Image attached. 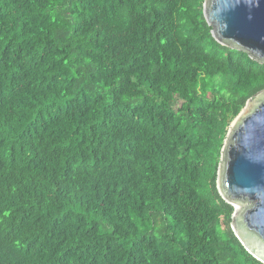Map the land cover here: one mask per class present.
Instances as JSON below:
<instances>
[{
  "label": "trees",
  "instance_id": "1",
  "mask_svg": "<svg viewBox=\"0 0 264 264\" xmlns=\"http://www.w3.org/2000/svg\"><path fill=\"white\" fill-rule=\"evenodd\" d=\"M205 0H0V264H264L218 189L264 63Z\"/></svg>",
  "mask_w": 264,
  "mask_h": 264
},
{
  "label": "water",
  "instance_id": "2",
  "mask_svg": "<svg viewBox=\"0 0 264 264\" xmlns=\"http://www.w3.org/2000/svg\"><path fill=\"white\" fill-rule=\"evenodd\" d=\"M203 11L218 42L264 63V0H205ZM218 189L235 207L236 236L264 263V90L247 100L227 132Z\"/></svg>",
  "mask_w": 264,
  "mask_h": 264
},
{
  "label": "rangeland",
  "instance_id": "3",
  "mask_svg": "<svg viewBox=\"0 0 264 264\" xmlns=\"http://www.w3.org/2000/svg\"><path fill=\"white\" fill-rule=\"evenodd\" d=\"M235 118H236V117H235ZM235 118H234V119H235ZM234 119H233V120H234ZM232 122H233V121H232ZM232 122H231V124H232ZM231 124H230V126H229V129H231ZM229 129H228V130H229ZM239 206H240V204H239ZM239 206H238V207H239ZM234 209H235V207H234ZM239 209H240V208H239Z\"/></svg>",
  "mask_w": 264,
  "mask_h": 264
},
{
  "label": "bare ground",
  "instance_id": "4",
  "mask_svg": "<svg viewBox=\"0 0 264 264\" xmlns=\"http://www.w3.org/2000/svg\"><path fill=\"white\" fill-rule=\"evenodd\" d=\"M238 206H239V203H236V208H240V206L239 207Z\"/></svg>",
  "mask_w": 264,
  "mask_h": 264
}]
</instances>
